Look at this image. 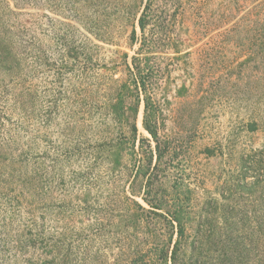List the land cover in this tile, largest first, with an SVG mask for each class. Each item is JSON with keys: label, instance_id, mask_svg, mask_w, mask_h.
<instances>
[{"label": "rangeland", "instance_id": "1", "mask_svg": "<svg viewBox=\"0 0 264 264\" xmlns=\"http://www.w3.org/2000/svg\"><path fill=\"white\" fill-rule=\"evenodd\" d=\"M0 264H264V0H0Z\"/></svg>", "mask_w": 264, "mask_h": 264}, {"label": "trees", "instance_id": "2", "mask_svg": "<svg viewBox=\"0 0 264 264\" xmlns=\"http://www.w3.org/2000/svg\"><path fill=\"white\" fill-rule=\"evenodd\" d=\"M140 25L142 28H144V19L142 18L141 21H140ZM148 106V103H146V108Z\"/></svg>", "mask_w": 264, "mask_h": 264}]
</instances>
